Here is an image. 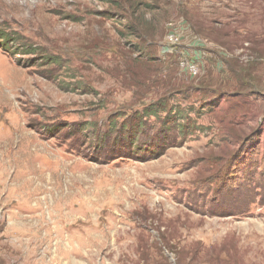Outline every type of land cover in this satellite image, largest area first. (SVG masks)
<instances>
[{"label": "rangeland", "instance_id": "374dc122", "mask_svg": "<svg viewBox=\"0 0 264 264\" xmlns=\"http://www.w3.org/2000/svg\"><path fill=\"white\" fill-rule=\"evenodd\" d=\"M0 264H264V0H0Z\"/></svg>", "mask_w": 264, "mask_h": 264}, {"label": "trees", "instance_id": "16d2710c", "mask_svg": "<svg viewBox=\"0 0 264 264\" xmlns=\"http://www.w3.org/2000/svg\"><path fill=\"white\" fill-rule=\"evenodd\" d=\"M132 31H133V33H134V35H139V37L141 36V34H140V30H138V28H136V27H134L133 29H132ZM136 57L137 58H139V57H141V56H143L144 54H142V53H140V51H137L136 52ZM151 106V109L153 108L152 106L153 105H149L148 107L146 106V107H143V109H141V110H139V111H136L135 112V114L137 115H139L140 117H143V118H146L148 115L149 116H153L154 114H152V113H148L147 112V108H149ZM156 108H157V106H156ZM166 110V108H164V111ZM169 112V111H168Z\"/></svg>", "mask_w": 264, "mask_h": 264}]
</instances>
